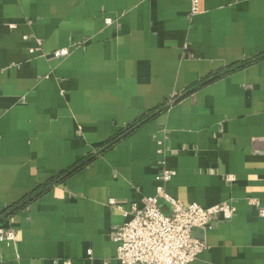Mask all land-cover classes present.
<instances>
[{"label":"crops","instance_id":"1","mask_svg":"<svg viewBox=\"0 0 264 264\" xmlns=\"http://www.w3.org/2000/svg\"><path fill=\"white\" fill-rule=\"evenodd\" d=\"M263 55L264 0H0V264H122L162 160L173 197L237 207L190 264H264Z\"/></svg>","mask_w":264,"mask_h":264},{"label":"built area","instance_id":"2","mask_svg":"<svg viewBox=\"0 0 264 264\" xmlns=\"http://www.w3.org/2000/svg\"><path fill=\"white\" fill-rule=\"evenodd\" d=\"M199 12V0H192V14ZM111 23L110 18L106 19ZM83 42L74 44L82 47ZM70 47L54 50L51 54L56 58L70 55ZM159 153L165 154L167 149L164 140L158 141ZM163 166L156 174L159 182L156 194L147 197L143 207H133L125 211L128 220L116 229L114 240L118 244L117 259L122 264H190L205 250L206 243L193 235L194 228L208 229L213 226L215 216L224 220H232L237 207L233 200H228L211 207H203L199 203L186 205L183 201L170 195L165 185L176 171L161 162ZM229 180H235L232 175ZM247 202L259 208L264 215V204L259 198L248 197ZM110 204L123 210L121 203L111 200ZM0 240H16L12 230L0 227ZM65 264H70L66 261Z\"/></svg>","mask_w":264,"mask_h":264},{"label":"trees","instance_id":"3","mask_svg":"<svg viewBox=\"0 0 264 264\" xmlns=\"http://www.w3.org/2000/svg\"><path fill=\"white\" fill-rule=\"evenodd\" d=\"M263 56L256 57L255 59H258V58L263 57ZM255 59H251L249 61H245V63L239 64L237 66L240 67V66H242V65H244L246 63H249L250 61L255 60ZM207 80H209V79H207ZM205 82H207V81H205ZM142 120L144 121V119H142ZM141 121H139V122H137V123H135L133 125H130V126L124 128V129H122L121 132L119 133V136L116 138V140H118L120 137L126 135L129 131L133 130L135 128V126H137ZM25 202L26 201H21L16 206H14L12 209H10V211H8V212L4 211L5 215H8V214L20 209L25 204Z\"/></svg>","mask_w":264,"mask_h":264},{"label":"water","instance_id":"4","mask_svg":"<svg viewBox=\"0 0 264 264\" xmlns=\"http://www.w3.org/2000/svg\"><path fill=\"white\" fill-rule=\"evenodd\" d=\"M198 230H203V229H200V228H194V230H193V235H194Z\"/></svg>","mask_w":264,"mask_h":264}]
</instances>
